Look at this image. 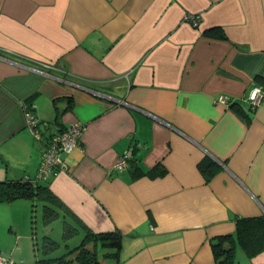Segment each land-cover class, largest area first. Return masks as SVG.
Here are the masks:
<instances>
[{"label": "crops", "instance_id": "0c3cea01", "mask_svg": "<svg viewBox=\"0 0 264 264\" xmlns=\"http://www.w3.org/2000/svg\"><path fill=\"white\" fill-rule=\"evenodd\" d=\"M75 123L80 147L38 183L65 215L118 234V264H217L234 216L264 214V0H0V182L34 179L50 136Z\"/></svg>", "mask_w": 264, "mask_h": 264}, {"label": "trees", "instance_id": "16d2710c", "mask_svg": "<svg viewBox=\"0 0 264 264\" xmlns=\"http://www.w3.org/2000/svg\"><path fill=\"white\" fill-rule=\"evenodd\" d=\"M72 105L69 104L60 114L70 110ZM201 163L203 170L209 173L210 167L213 165L212 159L205 156ZM138 159L131 157L132 170H136ZM28 197L43 202L42 223L44 227L53 224L62 218L63 229L62 237L55 239L50 235L44 234L42 250L44 254H50L67 242L70 246L71 241L76 237L83 235V239L79 245L68 250V253L61 256H55L44 259H37L32 264H118L121 254L120 237L115 232H107L104 234L92 233L79 219L69 217L63 213L64 205L54 197L44 184L33 185L29 181H5L0 182V204L13 201L15 198ZM66 212V211H65ZM63 213V215H62ZM235 222V238L231 236L219 238L213 243V252L217 260V264H236L235 254L237 246L242 253L248 258L254 259L264 253V214L256 216H234ZM35 223V220L32 221ZM227 240L225 243L224 241ZM65 247V246H64ZM38 251V250H37ZM29 264V263H24Z\"/></svg>", "mask_w": 264, "mask_h": 264}, {"label": "rangeland", "instance_id": "374dc122", "mask_svg": "<svg viewBox=\"0 0 264 264\" xmlns=\"http://www.w3.org/2000/svg\"><path fill=\"white\" fill-rule=\"evenodd\" d=\"M4 159L11 165L18 163L9 154L4 155ZM28 165L30 168L34 167L35 160L33 156L28 159ZM42 209V201L28 197H19L8 203L0 204V256L8 258L9 264H32L37 259L48 258L52 254L61 256L81 243L83 235L68 243L70 246H67L65 241V245L61 247V250L44 254L40 250L44 240H46L44 234L55 239H58L59 235L62 237L63 221L60 218L51 224L49 228H45L42 223ZM33 220H35L34 224L32 223Z\"/></svg>", "mask_w": 264, "mask_h": 264}, {"label": "built area", "instance_id": "2783aa9c", "mask_svg": "<svg viewBox=\"0 0 264 264\" xmlns=\"http://www.w3.org/2000/svg\"><path fill=\"white\" fill-rule=\"evenodd\" d=\"M263 89L260 86H254L248 98L249 106H256L263 99ZM220 103L229 104L231 99L227 95H220L217 99ZM28 122L32 125L31 132L36 139L42 137L39 126L42 125L36 117L29 116ZM84 126L75 123L67 127L65 130L54 133L50 136L46 148L42 152L41 161L34 179L27 178V181L37 185L41 181L47 180L48 176L56 175L57 172L67 168L63 155L80 147V138ZM131 151H127L122 160L115 166V170H123L129 167L128 158ZM132 157V156H131ZM131 159V158H130ZM41 184V183H40ZM0 264H9L8 258L0 256Z\"/></svg>", "mask_w": 264, "mask_h": 264}, {"label": "water", "instance_id": "95a60500", "mask_svg": "<svg viewBox=\"0 0 264 264\" xmlns=\"http://www.w3.org/2000/svg\"><path fill=\"white\" fill-rule=\"evenodd\" d=\"M55 79H60V81H63V82H65V83L68 84V85H73V86H75V87H78V88H81V89H83V90H86V91H88L89 93H91V94H93V95H95V96H97V97H99V98H106V99H108V100H110V101H113V102H115V103H122V104L126 105V102H125V101L119 100V99L116 98L115 96L106 95V94H104V93H102V92L97 91L96 89L87 88V87H79L78 85H74L73 82H71L70 80H66V79H63V78H58V77H56ZM151 117H153V118H155V119H157V120L160 121V118H157V116H152V115H151ZM165 124H166V123H165ZM167 125H168L169 127H172V125H170V124H167ZM220 164H221V163H220Z\"/></svg>", "mask_w": 264, "mask_h": 264}, {"label": "flooded vegetation", "instance_id": "af4514ba", "mask_svg": "<svg viewBox=\"0 0 264 264\" xmlns=\"http://www.w3.org/2000/svg\"><path fill=\"white\" fill-rule=\"evenodd\" d=\"M56 67H58V66H55V67H54V65L50 64L49 67H48V69H49V68H56ZM50 71H51V70H50ZM41 72H44V70H41ZM45 73H46V74H47V73L49 74V72H48L47 70H45ZM66 80H67V79H66Z\"/></svg>", "mask_w": 264, "mask_h": 264}]
</instances>
